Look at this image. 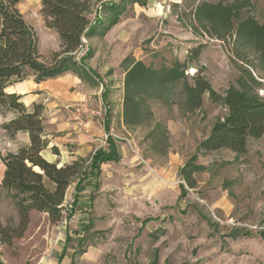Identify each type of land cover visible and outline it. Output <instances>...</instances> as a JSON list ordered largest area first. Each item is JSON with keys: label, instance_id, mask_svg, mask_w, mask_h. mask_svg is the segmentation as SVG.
<instances>
[{"label": "rangeland", "instance_id": "1", "mask_svg": "<svg viewBox=\"0 0 264 264\" xmlns=\"http://www.w3.org/2000/svg\"><path fill=\"white\" fill-rule=\"evenodd\" d=\"M219 1L229 0H182L180 8L169 10L178 14L177 19L129 21L135 34L138 30L148 33L138 34L137 42L141 41L136 44L142 51L138 57L146 65L158 69L181 64L186 46L202 44L198 60L186 67L172 90L160 92L159 99L151 97L148 89L139 91L152 117L128 128L129 135L120 132L116 141L123 149L121 161L102 167L98 187L87 186L66 225L65 213L52 224L46 214L30 211L22 236L0 244V264H38L66 235L68 253L78 252L76 245L83 241L85 253L76 254L73 264H152L154 260L156 264H264V135L248 140L244 155L228 150L198 154L196 164L206 170L194 174L195 188L180 196V168L195 154L212 125L227 114L224 105L212 104L206 94L201 107L191 110L188 89L200 74L223 97L238 77L227 42L194 33L186 17L196 3ZM17 7L36 33L41 61L49 65L54 43L40 13V1L20 0ZM95 9L87 16L89 22L94 20ZM247 15L264 22V2L250 0L233 24ZM85 42L88 45L89 39ZM85 51L83 47L76 56ZM247 56L260 78L258 95L264 99V62L251 50ZM71 199V189H67L64 211ZM145 219L149 222L143 224ZM0 222L11 228L18 223L11 193L1 186ZM82 226L89 227L81 230Z\"/></svg>", "mask_w": 264, "mask_h": 264}, {"label": "trees", "instance_id": "2", "mask_svg": "<svg viewBox=\"0 0 264 264\" xmlns=\"http://www.w3.org/2000/svg\"><path fill=\"white\" fill-rule=\"evenodd\" d=\"M39 1L45 27L54 31L59 39V50L51 54L49 65L41 61L36 33L17 7L20 0H0V116L12 115V118L0 125V130L10 140L18 132L27 134L29 139L28 145L15 152H5L3 155L0 152V161L4 166L0 186L11 193L18 217L14 228L4 227L0 222V244L6 245L12 239L22 236L30 211L46 214L52 224L60 222L66 191L73 180L77 179L72 206L77 204V194L83 189V183L97 179L100 165L117 163L120 157L113 140L108 136L107 149L96 150L86 165L80 159L62 166L47 162L41 156V152L48 146L44 139L43 106L35 104L28 109L21 102L20 95L8 94L5 89L23 82L30 75L39 83L68 71L78 74L84 62L94 53L86 45L85 53L76 60L75 55L84 47L81 39L103 37L125 13L127 6L145 4V0ZM249 4L250 0L201 2L186 15L194 33L199 32L208 39L227 42L230 61L238 77L223 97L200 74L193 79L188 89V105L191 110L201 107L202 97L206 94L212 104L224 105L227 114L222 121L212 125L209 134L198 143L195 154L180 168L178 176L182 181L179 185L181 197L186 194V189L195 188L193 175L206 170L196 164L198 154L228 150L237 156L244 155L248 140H257L264 135V99L258 95L261 82L247 56L251 50L264 62V22L259 23L253 16L247 15L238 24H233L235 16L249 7ZM92 7L96 8L94 20L89 22L87 16ZM202 48V44L191 47L183 63L158 69L135 61L130 56L125 58L120 65L125 71L122 103L124 126L138 127L152 117L151 111L144 109V99L139 91L148 89L151 97L159 99L160 92L172 90L183 78L186 67L198 60ZM50 151L58 155L57 148L52 147ZM88 227L84 226L83 229ZM82 242L79 240L76 245L80 250H74L72 259L76 254L82 255L85 252L81 250ZM152 264H156L155 260Z\"/></svg>", "mask_w": 264, "mask_h": 264}, {"label": "crops", "instance_id": "3", "mask_svg": "<svg viewBox=\"0 0 264 264\" xmlns=\"http://www.w3.org/2000/svg\"><path fill=\"white\" fill-rule=\"evenodd\" d=\"M198 4L196 3L195 6ZM181 5L182 0H145L144 6L131 4L127 6L125 13L103 37L89 39L88 46L92 48L94 53L90 59L84 62V67L78 74L68 71L39 83H36L34 76L30 75L23 82L8 86L5 89L8 94L20 95L21 102L28 109L35 104L43 106L44 139L48 142L47 148L41 152L43 159L49 163H58V166L70 164L80 159L86 165L94 153L92 138L107 135L113 140L120 157L119 162L121 161L123 149L118 147L116 139H119L122 131L128 134V127L124 126L122 120L125 71L120 65L129 56L135 61H141L146 65L143 58L138 57L142 51L136 46L141 41L138 40L137 42L138 34H143V32L138 30L135 34L133 22L129 21L154 23L159 21L161 17L170 16L177 19L178 14L172 15L169 10L170 7L180 8ZM195 6L190 10L194 9ZM49 31L54 43L51 51L56 52L59 50V39L54 31ZM147 34L142 36L144 37ZM190 47L186 46V53ZM78 59L79 57L76 56V60ZM82 101L90 102L93 107L102 104L106 109V114L103 120H88L81 130H77L71 123L66 108ZM10 118H12V115L8 117L0 116V125L7 122ZM0 132L3 133L2 130ZM1 139L4 140L3 142L0 141V152L2 155L5 152H15L18 148L29 144L27 134L22 132H18L12 140L8 139L3 133ZM52 147L57 148L58 155L52 154L50 151ZM103 149L106 150L107 146ZM45 155L49 156V158H46ZM119 162L101 164L97 179L83 183V189L77 194V204L74 206H72V202L77 179L75 183L72 182L70 184L68 189H71V203L65 211L64 209L62 211V215L63 213L66 215L65 225L74 215V210L78 207L81 195L86 192L87 186L98 187L97 181L102 167L118 164ZM3 172L4 166L0 161V180ZM72 184L73 188H71ZM145 220L149 222V219ZM83 227H80V229L82 230ZM76 234L79 236L78 232ZM58 240L61 243H56L51 255L43 257L38 264H73L75 261V257L72 259L74 251L68 253L69 249L66 246L70 241L69 236L66 235L63 240L61 238H58Z\"/></svg>", "mask_w": 264, "mask_h": 264}, {"label": "built area", "instance_id": "4", "mask_svg": "<svg viewBox=\"0 0 264 264\" xmlns=\"http://www.w3.org/2000/svg\"><path fill=\"white\" fill-rule=\"evenodd\" d=\"M81 42L85 47V39L82 38ZM82 49L83 48H81V50ZM66 109L69 113L71 123L77 130H81L88 120H103L106 114V109L102 104H99L97 107H93L88 101H82L75 105L67 106ZM107 138V135H104L103 137L92 138V143L94 144V152L107 146Z\"/></svg>", "mask_w": 264, "mask_h": 264}, {"label": "bare ground", "instance_id": "5", "mask_svg": "<svg viewBox=\"0 0 264 264\" xmlns=\"http://www.w3.org/2000/svg\"><path fill=\"white\" fill-rule=\"evenodd\" d=\"M46 158H49V156L45 155Z\"/></svg>", "mask_w": 264, "mask_h": 264}]
</instances>
